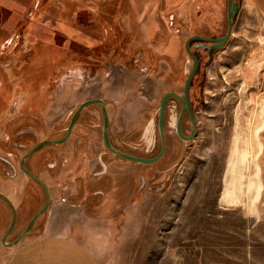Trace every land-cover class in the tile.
Here are the masks:
<instances>
[{
  "label": "rangeland",
  "instance_id": "obj_1",
  "mask_svg": "<svg viewBox=\"0 0 264 264\" xmlns=\"http://www.w3.org/2000/svg\"><path fill=\"white\" fill-rule=\"evenodd\" d=\"M239 1L221 50L209 56L199 42L193 45L201 59L191 89L195 137L178 136L176 112L169 110L166 158L143 165H158L152 190L124 198L112 192L116 199L105 206L113 226L87 235L101 264H264V11L252 0ZM225 5L0 0V156L17 162L28 146L60 136L79 103L95 95L106 99L113 139H140V153L157 152L159 133L148 128L162 95L183 90L192 65L185 41L224 32ZM91 115L88 109L84 118ZM120 120L134 126L126 137L114 128ZM184 128L193 131L189 118ZM11 173L0 160V191L19 218L15 235L44 198L25 173L17 170L13 179ZM49 211L30 234L39 232ZM5 214L0 235L11 223L10 207Z\"/></svg>",
  "mask_w": 264,
  "mask_h": 264
},
{
  "label": "flooded vegetation",
  "instance_id": "obj_2",
  "mask_svg": "<svg viewBox=\"0 0 264 264\" xmlns=\"http://www.w3.org/2000/svg\"><path fill=\"white\" fill-rule=\"evenodd\" d=\"M225 1H226V5H225L226 18H225V23H224L225 31L224 32L222 31L218 33V35H213V36L193 34V35H190L185 41L184 47H185L186 52L192 59V65L184 81L183 90L181 93L169 90L162 95L160 99V103H159L157 120L156 122L152 120V124L149 125V128H148V133L150 132L152 134L153 127H155V129L157 128V131L159 133L160 146L157 152H155L154 154L150 156L149 155L145 156L144 154L140 153L138 151L142 147L140 139H134V140H131V139L129 140L127 138L113 139L114 134L112 133L111 128H110L111 119H110V115L108 112V106L106 105V99L102 95L101 96L95 95L79 103L78 107L72 113L67 126L65 127L63 133L60 136L53 137V138H45V139L37 141L32 146L31 145L28 146L27 149L24 151L23 155L21 156V158H19L17 162H15L13 158L4 159L3 157L0 156V160L5 161V163L12 170V173H11L12 175L10 176L11 179H13L17 175V170H19L25 173V175L29 179L34 180L41 187L40 191L41 193L43 192L41 196L44 198V202H43V205L40 206L39 210L46 203L47 192H46L44 185L37 178L41 179L42 181L46 183L48 187V192L50 195V205H51L52 196L50 192V186L46 179V174L50 176L55 175L56 173L59 172V170H61L63 166L67 167V165L68 167H74L73 170L67 167V169L69 170L68 178L74 183V188L76 189V193H77L76 197H79L78 198L79 200L81 199L84 200V202H81V203L84 205L86 209L87 207L89 208L94 205L97 206V204L98 206L99 205L109 206L110 202L116 199V197H114L115 194L118 197L123 195L122 198H124V196L130 195V194L132 196L138 195L145 188L152 190L151 185L149 184H150V181L156 178L157 174H159L158 165L155 167H152V169H147V170L146 168L143 167V165H154L160 162L163 158H166V155H167L166 152L168 149V140L166 138V125H167L166 119H167L168 111L172 110L174 113L176 112L174 115L175 117H173L174 118L173 125L179 137L186 139V140H190L192 139L190 137L194 134L196 128L198 132L199 127H198V123H197L195 113L193 110V99L194 98H192L191 89H192V83L194 81V78L197 75L198 70L200 68L201 59L199 55L196 53V51L194 50L193 45H194V42H199L203 46V49H205L208 52L209 56H212L213 53L222 49L221 48L218 50H214L210 53V50H211L210 47L215 42L205 40V38H219V37L224 36L227 33L228 19H229V14H228L229 0H225ZM233 1H238L239 9H240L241 7L240 1L239 0H233ZM220 4H221V0H218V5ZM220 13L221 11L219 10V7H218V18L220 17L219 15ZM207 19L209 18L205 15L206 22H207ZM220 19L221 17L218 20ZM234 21H233V24H234ZM220 26H221V23H220ZM188 41H189V49L197 57L198 61H197L195 72L190 81L188 91L186 92L185 91L186 81L189 75L191 74L193 68L195 67L194 57L191 55V53H189V51L186 48V44ZM164 99H165V102H164V109H163V115H162V120H161V105ZM88 100H94V101L88 103L84 108H82L80 113L75 118L78 108L81 106L82 103ZM178 102L181 105V109H178V105H177L179 104ZM88 109H90L91 112L93 113V115H91L93 116L92 118H84L86 111ZM105 112L107 113V117L105 115ZM186 118L187 120L188 118L190 119V122L193 127V131L190 134H186L185 132L184 127H185ZM106 125L108 129L109 142L114 149L121 151L125 154L132 155V156L145 157V158H157V159L150 163H144V162H140L134 159H128L125 156L117 153L116 151L111 149L105 142L104 130H105ZM79 129H81L80 133H78ZM136 131L137 130L135 129L133 134H136ZM59 139H63L62 142H59V143L46 142L44 145L37 148L35 151L31 152L35 146H37L39 143H41L44 140L55 141ZM78 142H88L90 145L94 144V142H99L102 145V149L94 152L93 147H92L90 149V154H88V153L82 152L77 147H75V145L78 144ZM69 144H72V149L63 150ZM18 146L23 147V148L25 147L23 144H19ZM150 148H151L150 150L154 149L155 148L154 144H152ZM109 154L116 155L117 157L121 159V161H124L125 163L132 165V168H130L127 171V174H126L127 176L123 178V181H120L117 183L113 179V173L109 169V161L107 159V156ZM70 159H72V162ZM22 164L24 166V169L28 170V172H30L32 175L28 173L27 171L23 170ZM152 170H153V173H151ZM163 183L164 182H161V184ZM118 184L119 186L120 185L124 186L123 190L118 189ZM85 191H86V195L84 196L83 192ZM112 192L114 193V195L112 194ZM11 203L14 205L9 195L0 191V224L1 225L3 223L2 218H4L3 221H5V218H6V214H5L6 207L8 208L10 207L12 211L11 223L9 227L0 235V242L2 243V240L4 238L7 243V244L2 243L5 247H10L8 243L15 241L26 227L25 226L23 230H20L17 233H15V235H13V229L16 227L18 223L17 221L19 219L17 216V209L14 205L16 209V220H15L14 227L12 228V230H9L12 224V221H13V217H14V212L12 210ZM115 210L119 211V210H122V208H117ZM45 212H47V210L41 213L38 217H41ZM34 214L32 215V217L34 216ZM37 219L35 220V222L37 221ZM30 221L28 222V224L30 223Z\"/></svg>",
  "mask_w": 264,
  "mask_h": 264
},
{
  "label": "crops",
  "instance_id": "obj_3",
  "mask_svg": "<svg viewBox=\"0 0 264 264\" xmlns=\"http://www.w3.org/2000/svg\"><path fill=\"white\" fill-rule=\"evenodd\" d=\"M252 1L264 11V0ZM124 124L120 120L114 126L117 132H122L123 137L127 136L134 127L131 125L132 122L127 121L126 126ZM75 147L88 154L92 147L94 152L102 149L99 142H94L92 145L88 142H78ZM65 149L71 150L72 144L67 145L63 150ZM107 159L113 179L117 183L123 181L132 165L121 161L113 154H109ZM70 160L72 162V159ZM67 167L63 166L55 175L46 174L52 203L47 219L39 232L30 234V230L10 247H5L0 242V264H101L95 248L86 237L91 235L90 233L95 235V229L101 230L113 226L114 220L111 218L113 213L111 214L110 209L105 205H99L91 212L87 211L84 205L75 202L73 198L79 197H76L74 183L68 178ZM68 168L73 170L74 167ZM123 188V185L118 184L119 190ZM83 195H86V191Z\"/></svg>",
  "mask_w": 264,
  "mask_h": 264
},
{
  "label": "water",
  "instance_id": "obj_4",
  "mask_svg": "<svg viewBox=\"0 0 264 264\" xmlns=\"http://www.w3.org/2000/svg\"><path fill=\"white\" fill-rule=\"evenodd\" d=\"M238 10H239V4H238V1H233V0H229V11H228V14H229V19H228V31L227 33L222 36V37H219V38H205V40H208V41H212V42H215L211 47H210V53L214 50H218V49H221L224 47V45L226 44V42L228 41V39L230 38L231 36V33H232V28H233V21L236 19L237 17V14H238ZM186 48L187 50L189 51V53H191V55L194 57V60H195V67L193 68L191 74L189 75L187 81H186V85H185V91L187 92L188 91V87H189V84H190V81L192 79V76L195 72V69H196V66H197V57L192 53V51L189 49V41L187 42L186 44ZM213 49V50H212ZM94 100H88V101H85L84 103L81 104V106L78 108L77 112H76V115H75V118L76 116L80 113L81 109L84 108L88 103L92 102ZM164 102H165V99L163 100L162 102V105H161V120H162V115H163V109H164ZM105 115L107 117V113L105 112ZM181 133V131H180ZM197 133V128L195 129V132L194 134L190 137V138H193ZM104 139H105V142L106 144L111 148L113 149L114 151H116L117 153L125 156L126 158L128 159H134V160H137V161H140V162H144V163H150V162H153L155 161L157 158H145V157H138V156H132V155H128V154H125L121 151H118L116 149H114L110 142H109V138H108V129H107V125L105 126V130H104ZM63 139H59V140H55V141H42L41 143H39L37 146H35L31 152L35 151L37 148L41 147L42 145H44L46 142H53V143H59V142H62ZM22 167H23V170L24 171H27L28 170H25L24 169V166L22 164ZM30 173V172H28ZM31 174V173H30ZM32 175V174H31ZM45 187L46 189V192H47V200H46V203L44 204V206L39 210L37 211L34 216L32 217L30 223L25 227V229L21 232V234L19 235V237L11 242V243H8V245H13V244H16L21 238L23 235H25L27 232H29L35 222V220L38 218V216L43 213L44 211H46L48 208H49V205H50V195H49V192H48V187L46 185V183L44 181H42L41 179L37 178ZM11 207H12V210L14 212V217H13V221H12V224L10 226V229L9 230H12V228L14 227V223H15V220H16V209L14 207V205L11 203ZM2 243L3 244H7L5 239L3 238L2 240Z\"/></svg>",
  "mask_w": 264,
  "mask_h": 264
}]
</instances>
